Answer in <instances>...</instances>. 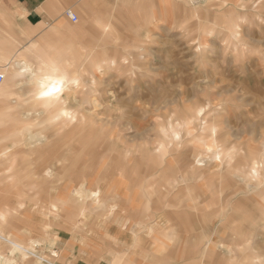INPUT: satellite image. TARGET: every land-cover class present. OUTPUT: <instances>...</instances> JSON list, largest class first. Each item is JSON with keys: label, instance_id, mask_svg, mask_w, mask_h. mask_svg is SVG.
I'll use <instances>...</instances> for the list:
<instances>
[{"label": "rangeland", "instance_id": "rangeland-1", "mask_svg": "<svg viewBox=\"0 0 264 264\" xmlns=\"http://www.w3.org/2000/svg\"><path fill=\"white\" fill-rule=\"evenodd\" d=\"M110 5L21 43L33 66L79 78L64 98L85 125L49 119L14 56L1 63L0 147L30 149L12 128L31 127L46 136L31 155L116 180H0V264H264V0Z\"/></svg>", "mask_w": 264, "mask_h": 264}, {"label": "bare ground", "instance_id": "bare-ground-1", "mask_svg": "<svg viewBox=\"0 0 264 264\" xmlns=\"http://www.w3.org/2000/svg\"><path fill=\"white\" fill-rule=\"evenodd\" d=\"M89 44V43H88ZM101 55L106 56V53H97L95 54V64H93L91 72L95 73H101ZM107 58V57H104ZM126 60V59H122ZM105 62V60H104ZM111 62V61H110ZM118 61L112 60V64H117ZM41 64V63H40ZM20 67V74L23 76H29L30 79L28 81V84L31 86V89L26 93L25 96H29V99L34 105V107L39 108L43 110V112L48 116L49 119H59L63 120L64 125L68 123L70 125H73V122H82V125H85L87 122V119L85 118V114L82 111L78 112H71L68 106V99H65L64 96L67 92L69 94L71 92H75L76 89L80 87L79 84V78L78 77H72L70 78L67 73V70L63 67H58L55 64V60L51 61L50 64L47 66L36 67L33 66L26 61L21 62ZM38 70H35V69ZM88 72V71H87ZM93 74V73H92ZM5 77V76H4ZM17 85L20 87L22 84L17 83ZM71 95V94H70ZM96 106L99 105L98 102H94ZM98 109V108H97ZM31 112L28 111L26 116L22 118L21 121H23V125H32L33 123L31 121H34V118L31 117ZM42 115V114H40ZM40 115L38 118H40ZM85 118V119H84ZM80 120V121H79ZM60 127V130L62 129V126ZM69 125V126H70ZM13 126L10 127V129ZM17 126H14L12 129L17 130V135L20 138H24L26 142L25 148L30 149H16L13 144H5L0 149V166H4L5 170H0V180L6 178L8 180L11 179H19L17 177H20L23 173L26 176L27 179L32 180L33 182H38V184L52 180L53 183L56 181H75L80 179H109L113 182L116 180V175L111 176H104L101 174V177H98V174L96 176L90 175L87 173L84 169L79 170L76 169L73 165H70V167L67 166V164L63 163V159H55L49 158L48 156H37L31 155L32 153H35L34 150H32V147H37L40 144H42L46 136L42 135L43 138L37 137V133L33 132L29 127H21V130H18L16 128ZM20 129V128H19ZM215 131V128L212 129V133ZM9 132V129H8ZM26 133V134H24ZM0 134H3L0 132ZM16 133L14 132L12 136H15ZM116 136V134L112 135L111 137ZM116 137L121 138L120 135H117ZM9 138L3 139V142L0 143V145H3L5 141ZM14 147V148H12ZM39 148L37 149V151ZM119 152V151H118ZM30 153V154H29ZM117 154V153H116ZM24 155V156H23ZM113 156V155H112ZM218 159L220 157V153L217 157ZM219 159V162H220ZM20 160V163L18 161ZM55 166V172L53 174V167ZM21 172H23L21 174ZM3 173V174H2ZM254 175H258V170L253 171ZM120 180L126 179L125 175H121L118 177ZM13 181V180H12ZM72 188H68V190H71ZM75 194L80 197H86V198H92L93 200H97L98 194L97 193H90L86 191V189L81 186L77 189H75ZM73 192V193H74ZM0 233L3 235L5 234L4 231H1ZM7 236V235H6ZM10 238H5L4 241L9 243L13 246L14 249L20 250L26 254V250L28 248L24 247L21 242H19L17 239L9 236ZM35 244V243H34ZM30 248V247H29ZM13 249V250H14ZM32 249V248H31ZM31 251V250H30Z\"/></svg>", "mask_w": 264, "mask_h": 264}, {"label": "crops", "instance_id": "crops-1", "mask_svg": "<svg viewBox=\"0 0 264 264\" xmlns=\"http://www.w3.org/2000/svg\"><path fill=\"white\" fill-rule=\"evenodd\" d=\"M113 1L0 0V68L5 57L11 58L14 56L9 63L12 61L15 63L17 71L20 70V64L25 60L24 52L30 46L22 47V41L41 43L53 36H64L72 22L66 15L68 10H72L76 14L79 12L81 15L86 13L90 17H105L108 14L101 13L99 15L98 10H110L112 8L110 3ZM94 25H97L95 21ZM80 28H82V24ZM17 56L19 57L18 60L15 59ZM26 62L33 65L29 60ZM18 72L20 73V71Z\"/></svg>", "mask_w": 264, "mask_h": 264}, {"label": "built area", "instance_id": "built-area-1", "mask_svg": "<svg viewBox=\"0 0 264 264\" xmlns=\"http://www.w3.org/2000/svg\"><path fill=\"white\" fill-rule=\"evenodd\" d=\"M66 15L68 16V18L73 22V23H78L79 22V17L77 16V14L75 12H73L72 10H68L66 12ZM4 75L0 74V83H2L4 81Z\"/></svg>", "mask_w": 264, "mask_h": 264}]
</instances>
